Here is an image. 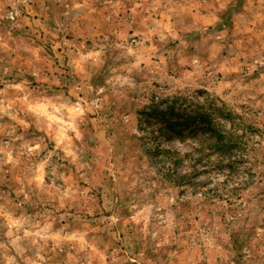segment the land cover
Segmentation results:
<instances>
[{
  "label": "rangeland",
  "instance_id": "obj_1",
  "mask_svg": "<svg viewBox=\"0 0 264 264\" xmlns=\"http://www.w3.org/2000/svg\"><path fill=\"white\" fill-rule=\"evenodd\" d=\"M171 106L245 130L228 183ZM0 264H264V0H0Z\"/></svg>",
  "mask_w": 264,
  "mask_h": 264
},
{
  "label": "trees",
  "instance_id": "obj_2",
  "mask_svg": "<svg viewBox=\"0 0 264 264\" xmlns=\"http://www.w3.org/2000/svg\"><path fill=\"white\" fill-rule=\"evenodd\" d=\"M185 109H176L174 106L167 110L156 111L152 115L158 118L157 133L167 139L177 142L188 151L179 149H161L155 152L169 161L168 172L180 183H192L187 175L180 176L179 172H229L232 178L240 171V163L244 161L243 150L247 145L245 130L240 132L231 124V127L220 121V117L231 120V114H220L217 117L215 108L209 110L203 106L186 113ZM229 120V121H230ZM227 121V122H229ZM192 177V175H190Z\"/></svg>",
  "mask_w": 264,
  "mask_h": 264
}]
</instances>
